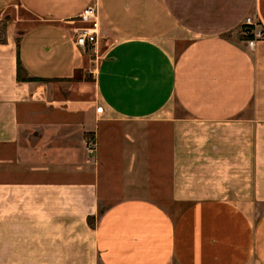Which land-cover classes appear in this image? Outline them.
I'll return each mask as SVG.
<instances>
[{"label": "crops", "instance_id": "1", "mask_svg": "<svg viewBox=\"0 0 264 264\" xmlns=\"http://www.w3.org/2000/svg\"><path fill=\"white\" fill-rule=\"evenodd\" d=\"M87 5L92 86L73 43ZM247 16L264 28V0H0V264H264V41L240 39ZM123 123L119 156L103 131Z\"/></svg>", "mask_w": 264, "mask_h": 264}, {"label": "rangeland", "instance_id": "2", "mask_svg": "<svg viewBox=\"0 0 264 264\" xmlns=\"http://www.w3.org/2000/svg\"><path fill=\"white\" fill-rule=\"evenodd\" d=\"M11 14L13 16H19V17H22V18H25V19H30L31 18L22 9H18L17 10L15 8H12V9H10V11L6 12V15H10L11 16ZM2 22H3V20L0 21V30H2V24H1ZM238 33H239L240 39L244 40L243 36L240 34V28L238 30ZM263 41L264 40H259L258 42H263ZM103 48H104V42H103V36H102V40L100 41L98 49H97L98 51L96 53H93L91 51L87 52L88 53V57L90 59V62H89V60H86V67H88V65H89V69L91 71L90 72H85L84 71V74H85V80L87 82H89L91 86H92V82H93L92 77H93V73H94V71H93L94 70V66L96 65L97 60L100 59V56H101V54L103 52ZM91 86H89V87H91ZM258 90H259V94H258V97L256 98V100L261 101V102H259V104L264 106V79H263L262 82L258 83ZM91 94H92V92L90 91L89 92V96L90 97H91ZM72 95L75 96L76 95V91H74ZM135 128H136L135 126L123 123V124H115V125L111 126L108 130L105 129V131H103V132L107 133V135L105 136L106 143L110 146L111 149L114 148L117 151L118 155L120 156V154L122 153L123 147H125L126 143H128V140H129L128 134L131 133V130L136 131ZM90 139H94V137H91ZM105 154H107V152ZM120 159H121V157L114 164L116 166L111 164L109 167H107L108 168L107 172H108L109 177L115 178L117 182H118V179H120V178L123 179V172L125 170L121 166ZM151 170H152V180H151V182H153V186L154 187L159 188L160 187V183L159 182L161 181L162 177L167 175V172H165L166 169H163L162 167H158V168H153ZM136 183L137 184H141L140 185L141 189H136L134 192H136V194H144L143 189L146 186L145 184H143L144 183V178L142 176L138 175L136 177ZM110 184H111V182H110ZM112 192H113L112 185H110V186H108L106 188V194H107L106 197L109 196V198L106 199V202H105L106 206H107V204L109 202H112L111 200L115 199V198L110 197L111 195L114 194ZM152 192H153V194H151L152 198L154 200H157L159 203L164 205L166 200L164 201L162 196L157 195V193L155 194L154 190H152ZM117 194H119V193H117Z\"/></svg>", "mask_w": 264, "mask_h": 264}, {"label": "built area", "instance_id": "3", "mask_svg": "<svg viewBox=\"0 0 264 264\" xmlns=\"http://www.w3.org/2000/svg\"><path fill=\"white\" fill-rule=\"evenodd\" d=\"M78 25L73 28V43L86 52L96 53L102 33L100 31L98 12L95 6L87 5L77 15ZM240 34L250 49H254L259 40H264V28L251 16L244 18L240 27ZM96 142L89 139L87 149L90 153L95 150Z\"/></svg>", "mask_w": 264, "mask_h": 264}, {"label": "trees", "instance_id": "4", "mask_svg": "<svg viewBox=\"0 0 264 264\" xmlns=\"http://www.w3.org/2000/svg\"><path fill=\"white\" fill-rule=\"evenodd\" d=\"M19 72H20V67H19V63H18V73H17V78L21 79V77L19 76ZM24 80V79H23Z\"/></svg>", "mask_w": 264, "mask_h": 264}]
</instances>
